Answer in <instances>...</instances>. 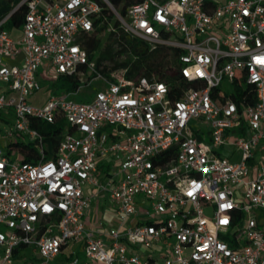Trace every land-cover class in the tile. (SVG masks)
Masks as SVG:
<instances>
[{
  "label": "built area",
  "instance_id": "1",
  "mask_svg": "<svg viewBox=\"0 0 264 264\" xmlns=\"http://www.w3.org/2000/svg\"><path fill=\"white\" fill-rule=\"evenodd\" d=\"M112 19L151 49L179 50L178 89L101 72L85 39L115 31ZM61 76L81 85L30 103ZM84 78L102 85L70 99ZM1 115L0 264H264V0H138L125 15L109 0L11 3ZM58 119L53 148L32 122ZM100 192L109 203L94 217Z\"/></svg>",
  "mask_w": 264,
  "mask_h": 264
},
{
  "label": "trees",
  "instance_id": "2",
  "mask_svg": "<svg viewBox=\"0 0 264 264\" xmlns=\"http://www.w3.org/2000/svg\"><path fill=\"white\" fill-rule=\"evenodd\" d=\"M21 0H0V12L2 14L7 13L11 9V3L17 4ZM121 15H125L126 7L138 0H125L124 4L120 5L122 0H109ZM26 10V4L20 5V7L11 15L7 22V26L19 25L23 19ZM113 15L110 13L109 19ZM113 27L115 31L108 32L113 36V42L120 46V49L116 52L117 55L122 53L126 56L119 62H114L113 66H105L101 69L105 75H108V71L116 68H127V77H155L158 80L164 81L171 91L178 89V75L174 73L178 68V54L177 48H170L165 46H158L151 49L149 45L137 37H132L130 34L124 32L120 27L117 20L113 21ZM100 30L97 34L86 35L85 45L89 52L97 53V49L101 46V38L98 34L102 33ZM99 54L96 55L97 66L105 59H113V53L110 47V43H106L103 46ZM56 89L61 93L74 92L81 85L79 79L70 76H61L54 82ZM32 126L39 129L43 134L44 140L53 148H56L60 139L61 131L63 129V120L58 119L55 123L50 124L42 120H36L32 122ZM9 147H15L21 154H23V161L36 162L39 159V153L34 148L29 147L22 141H15L9 144ZM10 152L11 150H6ZM56 150H46L44 158L48 159L52 157ZM103 164L99 166L102 169Z\"/></svg>",
  "mask_w": 264,
  "mask_h": 264
},
{
  "label": "rangeland",
  "instance_id": "3",
  "mask_svg": "<svg viewBox=\"0 0 264 264\" xmlns=\"http://www.w3.org/2000/svg\"><path fill=\"white\" fill-rule=\"evenodd\" d=\"M114 21V19H112ZM101 38V46L97 49V54L102 51L104 48V44L110 43V47L113 53V59H105L100 63V66L103 68L105 66L111 67L113 66L114 62L121 61L126 54L122 53L121 55H117V51L120 49V46L113 42V36L109 34L108 32L100 33L98 34ZM84 81L88 86H84L81 88V90L78 93H75L71 96H69L70 99L79 101V100H86L93 97V90L97 89L99 86H101V82L98 80H89L84 78ZM61 92L56 89V86L54 85V82H43L41 85V89L37 91L33 96L30 97V103L34 105L41 106L43 105L48 98L51 95L60 94ZM3 116H0V132L3 133L7 129V122L2 118ZM224 150V147H221L218 149V152L222 153ZM105 200L108 202L107 195L105 196ZM78 257L80 260L84 259V253L83 251L78 252Z\"/></svg>",
  "mask_w": 264,
  "mask_h": 264
},
{
  "label": "crops",
  "instance_id": "4",
  "mask_svg": "<svg viewBox=\"0 0 264 264\" xmlns=\"http://www.w3.org/2000/svg\"><path fill=\"white\" fill-rule=\"evenodd\" d=\"M43 82H50V81H42ZM106 193L100 192L97 197L93 200L92 208H91V215L95 217V212L100 211L104 212L105 208L107 207L108 203L105 200Z\"/></svg>",
  "mask_w": 264,
  "mask_h": 264
}]
</instances>
